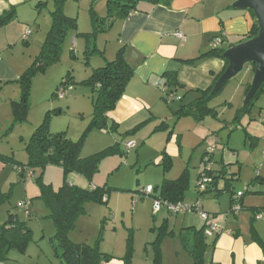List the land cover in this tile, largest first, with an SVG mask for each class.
Masks as SVG:
<instances>
[{"label": "rangeland", "instance_id": "obj_1", "mask_svg": "<svg viewBox=\"0 0 264 264\" xmlns=\"http://www.w3.org/2000/svg\"><path fill=\"white\" fill-rule=\"evenodd\" d=\"M38 2H45V5L37 6ZM53 9L54 0H27L17 10L18 17L22 18L30 30L28 43L20 42L26 50L25 56L30 58L29 65L38 54L51 26ZM62 10L66 16L76 19V28L69 29L64 36L59 60L33 77L26 121L13 123L10 106L4 102L9 91L2 95L5 99L0 100L3 101L0 103V155L4 157L0 159V225L12 214L31 230L25 248H11L0 264H67L54 254L50 238L56 228L48 207L38 197L41 192L39 183L50 184L54 190L63 184L61 167H27L24 178H21L12 164L16 161L27 165L29 157L25 145L46 115L49 116L48 130L51 133L65 132L73 141L84 134L81 157L99 153L120 143L118 149L99 157L97 170L90 179L75 173L67 175L66 183L74 181L83 188L91 184L110 187L107 202H86L84 212L76 218L67 233L70 241L90 246L98 244L101 252L114 257L109 261L116 260L118 264L123 263L119 258L128 252L129 264H190L191 258L183 247L180 232L186 226L197 227L202 220L198 213L168 214L165 209L154 212L153 198L142 197L141 191L147 184L154 188L164 178H176L186 167L189 171V185L183 202L192 204L200 198L204 211H207L208 206L216 207L219 201L222 206L226 205L221 213L227 211L232 192L236 194L240 191L245 198L257 194L255 191L259 188L264 192V184L260 186L259 177L256 178L264 176V123L261 122L264 119V83L263 90L249 110L239 113L246 95V84L252 78V71L245 65L208 102V106L215 110L214 115H205V129L199 132V136L187 132L189 127L192 128L190 117H185L190 121L180 119L174 126L177 120L172 116L163 119L167 125L165 129L152 135L143 131L148 138L147 142L141 144L140 140L135 148L127 151L121 142L124 139L121 136L123 132L118 133L109 126L105 129H87L93 111L89 86L75 84L71 91L65 90L62 98L52 95L67 72L78 82L88 77L89 62L102 60L103 54L114 58L112 52L116 50V33L113 24L117 20L111 22L106 19V0H66ZM91 12L102 20L105 31L90 36L92 42L89 45L86 38L78 34L94 31ZM72 39L75 40L73 45ZM93 48L98 52H91ZM171 128L175 132H185L181 147L183 151L181 157L172 158L169 171L163 172L161 159L156 157L163 150ZM124 136L127 140L130 138L125 132ZM214 144L216 148L209 167L224 168V173L222 177H217L215 190L199 195L197 174L204 163V152ZM75 176L76 180H73ZM152 195L157 196L158 190H154ZM165 219L168 221L167 228L161 234L159 227ZM157 234H161L158 242L159 261H156L154 244Z\"/></svg>", "mask_w": 264, "mask_h": 264}, {"label": "crops", "instance_id": "obj_2", "mask_svg": "<svg viewBox=\"0 0 264 264\" xmlns=\"http://www.w3.org/2000/svg\"><path fill=\"white\" fill-rule=\"evenodd\" d=\"M26 1L0 0V14L11 8L15 9V17L0 26V100L5 99L2 95L9 91L4 101L8 106L11 100L18 99L20 90L14 81L29 66L30 62L29 56H25L26 50L20 43L21 41L28 43L30 30L22 18L17 15L18 8ZM234 1L171 0L168 5L160 3L155 6L143 3L138 10L118 19L113 24L116 33L114 42L116 50L112 54L115 56L117 50L121 49L123 59L133 73L114 109L106 114V125L109 128L110 125H114L113 130L118 133L123 132L121 136L124 139V132L134 129L132 133L127 134L130 136L128 139L134 141L135 148L138 141L141 140V144L147 142L146 133L152 135L165 129L167 125L162 124H166L164 118L174 116L173 112L199 97V91L212 86L215 77L225 66L222 59L207 57L194 65L183 61L193 59L210 50L211 40L215 36L221 38L218 44L220 48H228L243 40L252 26L253 17L246 9L231 7ZM177 32L182 34V39L176 35ZM74 41L72 39L71 45ZM106 60L112 59L103 54L102 60L89 62L88 74L93 68L104 64ZM165 72L176 74V88L165 84L163 77ZM72 89L73 87L68 91ZM166 91L174 93L175 98L170 102L163 98ZM185 117H190L192 121L190 122L192 128L189 127L187 132H191L195 137L199 136V132L205 129L204 118L196 121L190 115L183 116L176 118L174 126L179 123L180 119L190 121ZM173 128L170 130L169 139L166 138L163 150L171 158L181 157L185 132H175ZM143 131L146 133L143 134ZM212 146L215 150V144ZM156 158L161 159V153ZM258 179L260 186L264 184V176L259 175ZM73 180H76V176ZM69 183L77 185L74 181ZM255 192L259 196L254 194L245 198L243 193L240 200L241 209L237 213L230 210V198L228 210L223 213L221 212L226 205L222 206L220 201L217 202L216 207L206 208L207 211L204 212L215 220L221 231L206 236V241L210 243L214 240V244L208 246L204 254V264H264L262 252L264 218H256L258 212L264 211V192L260 188ZM183 224L181 223L182 226ZM204 224H206L205 221L201 220L196 228ZM112 261L114 262H102L101 264L119 263L116 260Z\"/></svg>", "mask_w": 264, "mask_h": 264}, {"label": "trees", "instance_id": "obj_3", "mask_svg": "<svg viewBox=\"0 0 264 264\" xmlns=\"http://www.w3.org/2000/svg\"><path fill=\"white\" fill-rule=\"evenodd\" d=\"M65 1L66 0H54V9L53 11H51L52 23L49 30L47 31L45 40L42 43L38 54L32 60L31 64L14 81L18 84L20 90L18 99L11 100L9 103L14 124L25 122L27 119L30 103L29 97L31 82L33 77L38 73H43L50 65L59 60L61 43L64 36L69 29L75 30L76 28V19L66 16L63 13L62 9ZM170 1L171 0H106V19L111 22H113L114 20L122 19L130 12L138 10L139 6L143 3L155 6L160 3H165L166 5H168ZM40 5H45V2H38L37 6ZM249 12L253 17V23L249 32L243 37V40L255 37L258 33V23L255 19V16L252 11L249 10ZM91 13L94 31L92 33L78 34L85 37L86 42L89 45L92 42V36H94L97 32L105 31V28L102 27V24H104L102 23V20H100V18L94 12ZM14 17V8H11L8 11L0 14V26L4 25ZM225 49L227 48H220L218 46L211 47L207 52L201 53L197 57L185 60L183 62L194 65L200 60L207 57H217L222 59L225 63V66L221 71L222 73L227 66V61L222 55ZM90 51L98 52L96 48H93ZM72 57L74 56L72 55ZM249 66L250 71H252L253 65ZM132 73V69L123 59L121 49H118L112 60H106L101 66L93 68L88 77H86L85 79L76 82L71 73L67 72L62 81L57 85L52 95L59 97L58 91L61 90L63 94L59 98H62L64 97L65 90L73 87V85L75 84L89 86L92 92L91 101L93 111L91 122L88 125L87 129H90L92 127L105 129L107 126L106 114L114 109L116 103L123 95L124 89L129 79L132 77ZM219 75L215 77L212 86H210L206 90L198 92L199 97H197L189 104L181 106L180 109L176 112H173L175 119L190 115L194 120L201 121L204 116L209 113L214 115L215 110L208 106V102L216 94H212L211 92L214 83L216 82ZM163 77L165 84H167L171 88H176L177 80L176 74L174 72H165ZM262 85L259 87L250 102L246 106H242L240 108V110L238 111L239 113L249 110L250 106L254 103L257 96L263 90ZM249 87L250 82L246 84L245 94L247 93ZM221 89L218 92H220ZM164 93L165 94L163 98L167 102H170L175 98L173 91H166ZM169 95L173 96V99L169 100L167 97ZM48 117L49 116L46 115L42 123H40L35 128L25 145V150L28 153L29 157L27 165H21L16 161H13L12 164L14 165V169L17 170V168H21V166L24 167L21 168V171L17 170L19 176L21 178H24L25 169L27 167L28 169L35 167H45L47 165H57L61 167L64 179L63 184L58 189L54 190L50 184L39 183L41 184V192L38 197L41 198L48 207L49 215L52 218L56 228L55 234L50 238L54 249V254L61 261H65L67 264H101L102 262L107 263L114 257L101 252L98 248V244L90 246L84 243H73L68 238L67 233L73 227L76 218L84 212V205L86 204V202H107V195L110 192V187H107L106 185H90L89 187L83 188L76 184H70L69 182L66 183V177L71 173H75L77 175H81L90 179L92 174L97 170L99 157L104 154L112 153L115 149H118L120 143L116 144L115 146H109L99 153L87 157H81L80 150L84 134L80 139L73 141L65 135V132L51 133L48 130ZM237 118L238 114H236L235 119ZM103 121H105V124H103ZM261 122L264 123V119H262ZM162 124L166 126L165 123ZM113 126L114 125H110V129H113ZM133 130L134 129L127 131L126 133H132ZM170 135L171 131L168 133L167 140L169 139ZM129 140L130 139H123L124 142L122 141L123 148L127 151L132 149H126L124 147V144ZM177 142L179 146L178 139ZM212 156L213 152H209L208 150L204 152V163L200 167H208L207 169L204 168L203 172L200 168L197 174L196 187L199 195H202L209 190H215L217 177H222V174L224 173V168L212 169L209 167ZM0 159H4V157L0 155ZM160 164L162 166L163 172H168L170 167L172 166V158L164 150H162L161 152ZM204 173L210 176L211 181L205 184V189L203 191H200L198 187V181L200 180L202 175H205ZM258 177L259 176H256V178ZM188 185L189 171L185 167L176 178H164L158 186L152 188L150 194H144V189L146 186H148L146 185L141 191V194L143 195L142 197L151 196L153 200L159 199L161 201L169 203H178L183 202L184 193L187 190ZM154 190H158L157 196L152 195V192ZM236 194L234 192L231 193V204L236 200ZM167 213L182 214L172 213L170 211H167ZM167 223L168 221L167 219H165L162 223V226L159 227L161 229V234L163 232V229L165 227L167 228ZM204 227L205 224L200 228L188 226L182 228L180 232L181 242L189 257L191 258V264H204V254L208 246H213L214 244V240L210 243L206 241ZM30 234L31 230L25 225V222H21L15 215L9 214L7 221L0 225V263H2L3 259L5 258V253H7L11 248L15 247L18 249H24L30 238ZM161 234H157L154 240L156 261H159L160 259L158 242L161 238ZM262 252L264 255V246L262 247ZM119 260L123 261L122 264H129V252L124 257L119 258Z\"/></svg>", "mask_w": 264, "mask_h": 264}, {"label": "water", "instance_id": "obj_4", "mask_svg": "<svg viewBox=\"0 0 264 264\" xmlns=\"http://www.w3.org/2000/svg\"><path fill=\"white\" fill-rule=\"evenodd\" d=\"M231 7L252 11L258 23V33L255 37L242 40L224 50L222 55L227 61V66L214 83L211 93H217L222 85L240 73L245 65H253L250 87L243 102V106H246L264 83V0H235Z\"/></svg>", "mask_w": 264, "mask_h": 264}, {"label": "built area", "instance_id": "obj_5", "mask_svg": "<svg viewBox=\"0 0 264 264\" xmlns=\"http://www.w3.org/2000/svg\"><path fill=\"white\" fill-rule=\"evenodd\" d=\"M176 35L180 37L181 39L183 38L182 34L177 32ZM221 42V38L219 36L214 37L211 40V47H216L218 44ZM250 69V68H249ZM59 97L62 96V91H58ZM168 99H173V96L169 95L167 96ZM135 146L134 142L129 140L124 144V147L126 149L133 148ZM214 146H211L208 148L209 152H213ZM208 166H203L201 167V171L203 172L204 168L207 169ZM18 171H21V168H17ZM205 174V173H204ZM209 181H211L210 176L208 175H202L200 180L198 181V187L200 191H203L205 189V184H207ZM152 191V187L150 185L146 186L144 189V194H150ZM242 196V192H238L235 196L236 200L232 202L230 210L234 213H237L241 209V203H240V197ZM165 208L167 211H170L172 213H186V212H191L195 211L199 214L202 220L205 221V229H204V234L206 236H211L213 234H217L218 232L221 231V228L219 225L215 222L214 219L209 217L207 213H205L201 209V201L200 199H197L195 202L192 204L186 203V202H178V203H169L165 201H161L159 199H154L153 200V211L158 212L159 210ZM210 218V219H209ZM256 218H264V211H260L256 214ZM207 221V222H206Z\"/></svg>", "mask_w": 264, "mask_h": 264}]
</instances>
